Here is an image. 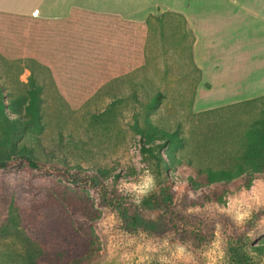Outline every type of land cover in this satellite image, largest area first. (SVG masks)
I'll return each mask as SVG.
<instances>
[{
	"label": "rangeland",
	"instance_id": "rangeland-1",
	"mask_svg": "<svg viewBox=\"0 0 264 264\" xmlns=\"http://www.w3.org/2000/svg\"><path fill=\"white\" fill-rule=\"evenodd\" d=\"M17 20L0 16V161L27 154L58 162L64 169L38 172L28 164L0 168V264H34L45 254L30 229L32 220L17 205L37 199L43 191H54L49 180L75 191L87 204L91 222L78 231L93 243L98 255L94 264H241L237 259L264 264V177L238 172L248 131L264 118V101L198 107L191 61H186L183 92L161 85L165 97L156 110L143 105L158 94L151 84H139L124 94L42 92L41 120L32 124L31 79L10 76L17 72ZM169 25L173 32L175 23ZM187 28L191 30V23L186 22ZM172 32L161 40L164 55L177 51L171 44L170 50L167 47ZM155 49L153 42L146 50ZM185 52L191 54V46ZM114 95L123 101L117 102ZM216 96L202 94L208 101ZM147 122L172 134H155ZM159 139L168 144L163 152ZM149 147L152 153L146 151ZM208 169L230 171L228 180L233 181L212 194L214 209L205 212L206 219L215 221L209 247L196 250L179 242L151 245L150 235L168 226L162 213L151 209L153 196L166 185L173 190L174 201L195 207L182 186L188 183L200 193L212 183L204 172Z\"/></svg>",
	"mask_w": 264,
	"mask_h": 264
},
{
	"label": "crops",
	"instance_id": "crops-1",
	"mask_svg": "<svg viewBox=\"0 0 264 264\" xmlns=\"http://www.w3.org/2000/svg\"><path fill=\"white\" fill-rule=\"evenodd\" d=\"M1 15L19 19L10 76L34 78L41 93L124 94L151 84L178 94L191 61L198 107L264 101V0H0ZM169 22L167 47L177 51L164 55Z\"/></svg>",
	"mask_w": 264,
	"mask_h": 264
},
{
	"label": "trees",
	"instance_id": "trees-1",
	"mask_svg": "<svg viewBox=\"0 0 264 264\" xmlns=\"http://www.w3.org/2000/svg\"><path fill=\"white\" fill-rule=\"evenodd\" d=\"M30 79L34 88L28 91L30 95L28 107L32 114L31 123L33 124L41 120L42 99L40 89L34 84V78ZM163 97L162 93H158L151 102H143V105L149 110H156ZM147 125L150 129L157 131L155 134L160 133L169 137L172 134L161 126L155 127L149 125L148 122ZM159 140L162 142L157 145L163 152L168 144L165 140ZM146 151L153 152L151 147ZM24 164L30 165L38 172H42L44 168H54L58 171L64 169L58 163H47L27 154L19 156L14 161H0V168H17ZM244 165H247V168H253L246 170ZM192 171L200 175L203 173L200 169H192ZM204 172L212 183L203 188L200 193L194 191L188 183L182 186L189 199L196 203L195 207H185L180 202L174 201L173 190L170 187L167 188L166 185L162 186L161 190L153 196L149 202L151 209L161 212L168 226L165 230L156 231L150 235L148 242L151 245L160 246L164 242H179L196 250H205L209 247L215 234V221L206 219L205 212L214 209L215 201L211 196L222 191L223 187L231 181L228 180L231 172L212 169ZM238 172L243 173L246 177H264V118L255 121L253 128L248 131L247 151L242 157V163L238 165ZM33 179L34 176L28 178L29 181ZM49 181L54 191H43L37 199L33 201L28 199L22 203L18 202L17 205L18 207L22 206L21 214L32 220L34 227H30V229L36 234L35 236L38 237L42 246L44 245L45 254L34 264H94L98 255L93 249V243L89 235L84 236L78 231L79 226L89 225L91 222L92 217L87 210V204L75 191L55 180ZM39 192L38 189L36 193ZM70 219L74 220L73 225ZM237 262L247 264L242 259H237Z\"/></svg>",
	"mask_w": 264,
	"mask_h": 264
}]
</instances>
